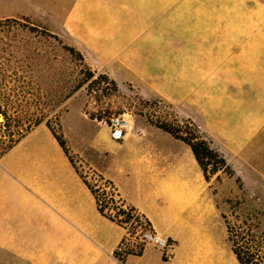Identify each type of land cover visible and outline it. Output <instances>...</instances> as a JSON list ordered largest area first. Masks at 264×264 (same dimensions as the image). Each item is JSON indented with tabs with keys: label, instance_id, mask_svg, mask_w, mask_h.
<instances>
[{
	"label": "crops",
	"instance_id": "0c3cea01",
	"mask_svg": "<svg viewBox=\"0 0 264 264\" xmlns=\"http://www.w3.org/2000/svg\"><path fill=\"white\" fill-rule=\"evenodd\" d=\"M61 23L91 70L106 74L119 90L129 87L143 100L163 101L174 119L192 121L234 176L218 171L205 181L190 149L148 122L133 121L140 128H124L117 143L107 126L88 136L93 151L111 159L119 183L67 141L79 164L111 181L121 199L174 245L169 257L145 245L141 255L119 261L114 251L124 230L97 212L57 142L38 126L0 159V172L50 212L48 223L31 225L37 232L31 239L40 246L31 262L239 264L220 215L224 201L242 193L251 175L261 183L256 160L264 146V0H71ZM36 132L42 141L22 163L9 161ZM108 142L114 145L103 146ZM227 182L234 183L229 193ZM25 227L11 225L7 196L0 193V248H9L12 237L23 240L18 232Z\"/></svg>",
	"mask_w": 264,
	"mask_h": 264
},
{
	"label": "rangeland",
	"instance_id": "374dc122",
	"mask_svg": "<svg viewBox=\"0 0 264 264\" xmlns=\"http://www.w3.org/2000/svg\"><path fill=\"white\" fill-rule=\"evenodd\" d=\"M70 1L0 0V75L4 77L6 86L4 90L9 93L6 97L10 103L18 98L16 94L21 90L29 91L30 83L38 87L42 98L39 103L35 99L33 105L35 104L34 107L43 111L46 116L40 126L45 127L44 122L49 120L50 124L56 128L55 117H57L72 150L84 156L96 168H102L104 174L119 183L121 180L117 177L118 170L112 169L111 159L94 152L89 145L92 140L86 143L88 136L99 135L107 125L104 122L89 121L84 110L96 112L100 108L118 109L121 107L124 112L121 117L125 122V128L134 127L136 124L132 125L133 121L146 123L147 119L154 120L164 117L173 119V110L153 99L141 100L126 88H120V92L114 94L110 90L103 92L102 88L109 87L105 83L100 84L98 91L94 88L91 97L87 95L86 84L67 100L64 99L65 95L79 83L82 77L80 70L83 73L87 72L81 59L76 54L71 56L64 49L65 46H71V40L63 33L61 23ZM28 26H36L37 31L30 32L27 29ZM95 78L97 74L92 80ZM20 104L22 105V102ZM16 105L13 106L15 110L10 108V114L24 116L27 110ZM30 107L31 111L35 110L32 106ZM2 122L3 118L0 115V124ZM97 125H102V127ZM135 127L140 128L138 125ZM40 141H42V134L36 132L12 152L9 161L22 163L23 155L33 150V147L37 146ZM111 141L116 142L115 139ZM108 145L114 144L112 142L103 143V146ZM256 161L261 183H258L257 177L251 175L250 184L243 189L242 193L230 199L229 203L224 201L225 213L223 214L230 223H237L236 218L240 221L249 217L255 220L260 230L264 232V146L260 147ZM80 166L89 181L100 184L96 182L98 178L87 167V164L82 163ZM233 187V182H227L224 186L227 193L233 190ZM0 193L7 196L11 225L26 226L24 232H18L25 236L23 240L14 239L12 236L17 233L11 232L10 247L0 248V264H34L30 259L35 247L40 248V246L31 239L34 233L37 234L32 231L31 225L48 223L50 212L11 175L7 176L3 172H0ZM79 198L85 204L88 203L85 195L81 194ZM87 211L89 212L88 209ZM218 223L221 227L223 226L221 221ZM130 231V226H125L124 235L129 245L132 240Z\"/></svg>",
	"mask_w": 264,
	"mask_h": 264
},
{
	"label": "trees",
	"instance_id": "16d2710c",
	"mask_svg": "<svg viewBox=\"0 0 264 264\" xmlns=\"http://www.w3.org/2000/svg\"><path fill=\"white\" fill-rule=\"evenodd\" d=\"M27 29L30 32L37 31L36 26H28ZM64 49L71 56L76 54L87 69L86 73H83V71L80 70L82 77L79 83L69 91L67 95H65V100L86 84V92L89 97H91L92 92H94V88H96L97 91L100 90L101 83H105L109 86L102 88L103 92L105 90H110L113 94L120 92L116 83L106 74L91 70L85 64L82 55L77 50L71 46H65ZM96 74L97 78L92 80ZM30 86L29 91L21 90L16 94L18 98L11 101L12 103H9L6 97L9 93L7 90H4V88H6L4 77L3 75H0V115L3 118V122L0 124V158L7 154L33 129L40 126L46 118L43 111L37 110L34 107L35 104L33 105L35 99H37L39 103L40 98H42L39 88L32 83H30ZM126 89L133 93L137 98L143 100L131 88L127 87ZM8 91L10 92V90ZM19 97L21 99H19ZM153 100L165 104L161 100ZM21 102L22 105L20 104ZM15 105L27 110L25 111L24 116L10 114V108L15 110L16 108L13 107ZM30 106L35 108V110L31 111ZM84 113L89 120L104 122L108 126L110 124V119L121 116L124 112L121 107H118V109L106 107L100 108L96 112L84 110ZM55 120L56 128L50 124L49 120L44 122V126L57 142L74 172L93 196L97 212L107 220L120 226L123 230L125 229V226L129 225L131 228V231L129 232L130 237H134L138 226H147L151 228L149 221L143 214H141L135 207L126 204L121 199L111 181L104 179L100 174H97L94 171L93 173L98 178L96 182H99L100 184L98 185L97 183L89 181L87 175L83 173L77 157L69 149L67 139L62 131L60 123L57 121V117H55ZM147 121L150 125L167 133L173 139L184 143L190 149L205 181L208 182L209 178L218 171H223L229 177L234 176L233 171L226 164L224 158L211 146L212 141L192 121H179L174 118L170 119L166 117L154 120L147 119ZM235 182L240 189V179L236 178ZM225 202L229 203L230 199ZM231 211H233L232 207ZM220 216L225 226L226 241L229 243L237 262L239 264H264V232L260 230L258 223L249 217H245L240 221L236 218V221H238L237 223H230L224 214H221ZM136 239L137 237L134 238V240ZM126 240L127 239L124 235L114 251V256L119 261H124L127 255H141L145 246L143 243L137 241V243L129 245L126 243Z\"/></svg>",
	"mask_w": 264,
	"mask_h": 264
},
{
	"label": "built area",
	"instance_id": "2783aa9c",
	"mask_svg": "<svg viewBox=\"0 0 264 264\" xmlns=\"http://www.w3.org/2000/svg\"><path fill=\"white\" fill-rule=\"evenodd\" d=\"M124 124L125 122L121 116L110 119L108 129L112 139L120 140L122 138L125 128ZM135 237H137L136 240H134ZM136 241L143 243L144 245L155 247L161 251L163 257H169L174 247L173 243L169 239L159 235L147 226L137 227L134 237H132V240L130 241V245L137 243Z\"/></svg>",
	"mask_w": 264,
	"mask_h": 264
}]
</instances>
